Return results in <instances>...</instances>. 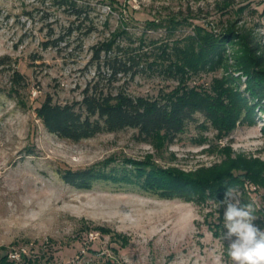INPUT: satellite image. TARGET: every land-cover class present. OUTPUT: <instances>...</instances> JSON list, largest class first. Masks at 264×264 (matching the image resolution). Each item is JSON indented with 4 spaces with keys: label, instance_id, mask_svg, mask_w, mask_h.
I'll use <instances>...</instances> for the list:
<instances>
[{
    "label": "rangeland",
    "instance_id": "374dc122",
    "mask_svg": "<svg viewBox=\"0 0 264 264\" xmlns=\"http://www.w3.org/2000/svg\"><path fill=\"white\" fill-rule=\"evenodd\" d=\"M231 1L75 0L84 12L75 18L54 0H0V264H214L217 256L232 264L221 240L225 209L208 202L222 201L229 185L257 207L254 224L264 228V100L246 90L241 50L226 40L219 59L197 70L179 54L196 57L201 35L219 39L227 29L264 47V0ZM106 43L139 57L136 76L116 85L128 95L217 100L237 92L254 120L233 123L227 115L240 109L230 103L223 120L197 115L171 145L142 142L131 130L78 143L49 134L35 108L46 97L80 101L96 71L91 49ZM15 72L20 87L12 85ZM91 168L104 177L91 189L60 179ZM152 169L224 190L215 198L205 191L202 200L144 192L133 181ZM20 253L33 261L12 262Z\"/></svg>",
    "mask_w": 264,
    "mask_h": 264
},
{
    "label": "trees",
    "instance_id": "16d2710c",
    "mask_svg": "<svg viewBox=\"0 0 264 264\" xmlns=\"http://www.w3.org/2000/svg\"><path fill=\"white\" fill-rule=\"evenodd\" d=\"M58 5H66L69 14L80 18L84 13L75 0H54ZM70 1V2H68ZM230 4L231 0H221ZM231 28V27H230ZM224 36V37H223ZM218 38V37H217ZM229 41L241 50L238 57V70L247 80V92L252 98L264 100V47L255 37L246 31L227 29L225 33L214 39L207 32L198 39V49L195 57L192 53L182 51L184 63L187 68L197 70L203 67L204 60L219 59L223 48L222 42ZM224 49V48H223ZM91 63L95 65L94 78L88 82L81 92V100L72 103H54L51 97H46L43 103L35 108L37 119L44 129L58 139L71 143L89 140L100 134H115L127 130L135 131L136 137L142 142L154 139H163L167 144H173L183 134L186 126L195 121L197 115L205 121L215 123L223 120L230 105H239V111H231L227 115L233 123L242 119L251 120L253 107L245 97L239 93L219 95L217 100L211 99L206 93H188L183 96L144 98L132 97L120 85L116 86L123 78H134L140 66L139 57L129 53L122 47L113 46V43L101 44L93 47ZM208 65L211 67V63ZM5 60L0 58V68L5 66ZM12 85L20 87L24 78L18 73L12 77ZM228 105H224V101ZM245 110V111H243ZM104 173V172H102ZM103 174L94 168L81 171H65L60 174L61 181L76 190H88L102 181ZM124 180V177L122 178ZM104 180V179H103ZM126 180V179H125ZM136 184L144 192L157 193L164 197H183L196 195V199L215 198L222 186L214 188L204 186V182L193 177L174 175L170 172L142 170L135 177ZM182 191L185 195H182ZM185 196V197H184ZM191 198V196L189 197ZM6 256L1 257V259ZM25 255L12 262L26 261ZM28 259L26 262L31 263Z\"/></svg>",
    "mask_w": 264,
    "mask_h": 264
},
{
    "label": "clouds",
    "instance_id": "9594fccd",
    "mask_svg": "<svg viewBox=\"0 0 264 264\" xmlns=\"http://www.w3.org/2000/svg\"><path fill=\"white\" fill-rule=\"evenodd\" d=\"M217 208L224 207L221 240L229 241L228 255L232 264H264V228L257 227L254 213L257 207L253 203L244 204L242 193L235 186H227L222 201L209 200ZM214 264H223L217 256Z\"/></svg>",
    "mask_w": 264,
    "mask_h": 264
},
{
    "label": "built area",
    "instance_id": "2783aa9c",
    "mask_svg": "<svg viewBox=\"0 0 264 264\" xmlns=\"http://www.w3.org/2000/svg\"><path fill=\"white\" fill-rule=\"evenodd\" d=\"M19 255H20V254H17L16 257L14 256L13 258H14V259H17V258L19 257Z\"/></svg>",
    "mask_w": 264,
    "mask_h": 264
}]
</instances>
